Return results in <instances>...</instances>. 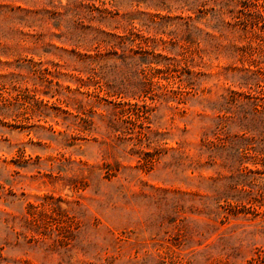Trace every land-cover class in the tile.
I'll list each match as a JSON object with an SVG mask.
<instances>
[{
  "label": "rangeland",
  "instance_id": "374dc122",
  "mask_svg": "<svg viewBox=\"0 0 264 264\" xmlns=\"http://www.w3.org/2000/svg\"><path fill=\"white\" fill-rule=\"evenodd\" d=\"M0 264H264V0H0Z\"/></svg>",
  "mask_w": 264,
  "mask_h": 264
},
{
  "label": "trees",
  "instance_id": "16d2710c",
  "mask_svg": "<svg viewBox=\"0 0 264 264\" xmlns=\"http://www.w3.org/2000/svg\"><path fill=\"white\" fill-rule=\"evenodd\" d=\"M116 105H119V103L118 104H116ZM133 110L134 109V107L133 106H129L127 109H125L126 111H128V110ZM125 112V111H124ZM128 112H130V111H128ZM132 115H135V116H132ZM126 116H127V118L129 119V121H131V123L134 125V123H135V119L137 120V119H139V115L138 114H130V113H128V114H126ZM141 118H143V119H146V116H140ZM140 125H141V123H140Z\"/></svg>",
  "mask_w": 264,
  "mask_h": 264
}]
</instances>
